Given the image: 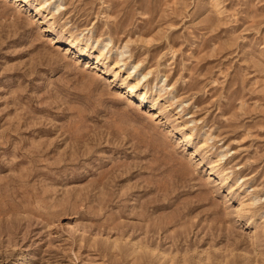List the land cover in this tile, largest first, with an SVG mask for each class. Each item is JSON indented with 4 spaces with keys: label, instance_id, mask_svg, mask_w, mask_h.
Instances as JSON below:
<instances>
[{
    "label": "rangeland",
    "instance_id": "obj_1",
    "mask_svg": "<svg viewBox=\"0 0 264 264\" xmlns=\"http://www.w3.org/2000/svg\"><path fill=\"white\" fill-rule=\"evenodd\" d=\"M0 264H264V0H0Z\"/></svg>",
    "mask_w": 264,
    "mask_h": 264
},
{
    "label": "bare ground",
    "instance_id": "obj_2",
    "mask_svg": "<svg viewBox=\"0 0 264 264\" xmlns=\"http://www.w3.org/2000/svg\"><path fill=\"white\" fill-rule=\"evenodd\" d=\"M15 1H18V0H15ZM19 1L24 3V2H26L27 0H19ZM44 7H45L44 4L39 5V7H38V11H39V10H44ZM122 53H123V52L121 51L120 54H122ZM100 54H102V52H100ZM118 64H119V62H115L114 65H113V67H114V68H117V70L121 68V66H118ZM148 75H149V73H148V74H145V75H139V74H138V75H134V82H133L132 85H130V86L127 88V92L130 93V95H136V93L138 92V90H139V88H140V85L144 82V80L146 79V77H147ZM129 77H130V74L127 75L126 79L129 78ZM146 95H147L146 92L142 93V94L139 96V100H140L141 102L144 101L145 98H146ZM186 135H187V134H186ZM186 138H191V137H186ZM222 158H223V156H221L219 160H221Z\"/></svg>",
    "mask_w": 264,
    "mask_h": 264
}]
</instances>
